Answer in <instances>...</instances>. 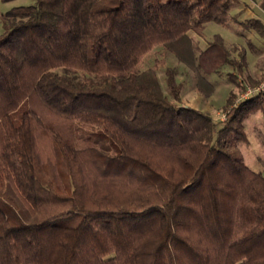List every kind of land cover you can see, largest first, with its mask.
I'll use <instances>...</instances> for the list:
<instances>
[{"label":"trees","instance_id":"1","mask_svg":"<svg viewBox=\"0 0 264 264\" xmlns=\"http://www.w3.org/2000/svg\"><path fill=\"white\" fill-rule=\"evenodd\" d=\"M238 3L33 0L1 15L0 264H264V175L237 148L264 94L228 99L220 123L179 104L174 68L171 99L142 69L161 49L209 88L222 66L241 72L221 36L197 51L189 35ZM242 26L264 36L259 19ZM82 125L117 153L80 146Z\"/></svg>","mask_w":264,"mask_h":264},{"label":"rangeland","instance_id":"2","mask_svg":"<svg viewBox=\"0 0 264 264\" xmlns=\"http://www.w3.org/2000/svg\"><path fill=\"white\" fill-rule=\"evenodd\" d=\"M247 1L250 7L239 1L236 5L238 10L234 9L231 12L232 15L230 14L234 16V18L232 21H229V24L222 25L215 22L206 23L201 35L190 31L189 35L192 37L193 43L197 46V51L205 50L214 35L222 37L230 56L238 61L244 58L245 51L253 53L254 46L257 49L264 47V44L253 42L242 36L236 43H230L224 39V37L230 38L234 36V29H239L242 32L247 30L241 23L252 20L253 17L251 16H254L252 8L256 5L255 3L253 4L251 0ZM31 4H33V0H11L7 2L0 0V18L1 15L12 8ZM246 8H249L251 11L249 14H247L248 11H246ZM238 21L241 22L239 23ZM1 31L2 26L0 22V33ZM161 61H164V64L161 63ZM257 66V70L253 73L251 71L249 72L246 60L245 66L241 72L227 65L222 66L215 73L204 77L210 84L211 90L209 86H205V84L202 83V80L201 82L199 81L195 71L179 62L173 55L168 53L162 55L161 49H155L145 58L142 69L155 67L163 91L171 99L166 91L164 83L165 68H174L177 73L176 79L181 86L179 104L187 108L194 107L200 112H207L215 121L222 123L225 121L226 113L230 110V106L227 104L228 99L232 100L231 106H236L251 97L264 94V92H260L261 84L264 83V57L257 61ZM258 112L264 115L261 111L255 110L243 121V132L246 136V141L238 143L237 148L243 156L245 164L253 171H261L262 175H264V123H253L256 117H261ZM97 132L96 129H92L88 125L80 126L78 129L79 145L95 146L110 154L117 153V147L111 143L110 139Z\"/></svg>","mask_w":264,"mask_h":264},{"label":"crops","instance_id":"3","mask_svg":"<svg viewBox=\"0 0 264 264\" xmlns=\"http://www.w3.org/2000/svg\"><path fill=\"white\" fill-rule=\"evenodd\" d=\"M239 1H241L242 4L244 3V4H246V5H248L250 7L249 2L247 0H239ZM253 4H254V2H253ZM254 6L255 7H253V8L251 7L252 10H253V15H254V16H251V17H253L252 19H259V20H261L262 23H264V13H261L260 12V10L258 9L257 5H254ZM234 9L238 10L237 7H236V5L231 9V11H230V14L231 15H232V13H231L232 10H234ZM246 11H248L247 14H249L251 12L249 10V8H246ZM232 17L234 18V16H232ZM238 22L240 23L241 21H238ZM244 22H242L241 24H244ZM234 32H235V35L234 36H232L230 38L224 37V39L227 40V41H229L230 43H236V42H238L239 38L242 36V37H245V38H247V39H249V40H251L253 42H257V43L259 42L260 44H264V36L259 35L254 30H246L245 32H242L239 29H237V30L234 29ZM252 52L253 53L245 51L243 57L246 60L247 66L249 68V72L251 71L253 73L258 68L257 61H259L262 57H264V47H261V48H258L257 49L254 46V49H253ZM189 108L195 109L194 107H189ZM195 110H198V109H195ZM258 113H259V116L261 115V117H256L254 119V121H253L254 124L255 123L257 124L258 122L264 123V115H262L260 112H258Z\"/></svg>","mask_w":264,"mask_h":264},{"label":"built area","instance_id":"4","mask_svg":"<svg viewBox=\"0 0 264 264\" xmlns=\"http://www.w3.org/2000/svg\"><path fill=\"white\" fill-rule=\"evenodd\" d=\"M260 92H264V83L261 84V91Z\"/></svg>","mask_w":264,"mask_h":264}]
</instances>
